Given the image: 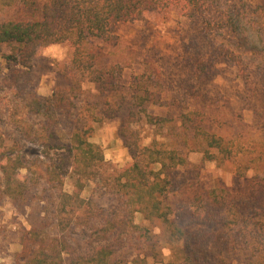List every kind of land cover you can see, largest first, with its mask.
I'll return each mask as SVG.
<instances>
[{
	"label": "trees",
	"instance_id": "trees-1",
	"mask_svg": "<svg viewBox=\"0 0 264 264\" xmlns=\"http://www.w3.org/2000/svg\"><path fill=\"white\" fill-rule=\"evenodd\" d=\"M255 3L264 13V0H0V53L3 46L10 49L3 54L5 60L29 69L39 49L68 45L70 87L54 91L48 101L52 114L70 119L83 84H96L81 109L95 123L125 115L119 135L131 157L124 168L107 162L80 120L67 126V120L49 116L40 130L21 124L25 136L43 149L34 160L24 158L20 141L0 138V203L8 198L22 204L32 199L31 191H42L39 220L23 231L18 264H148L149 256L157 258L153 236L136 224L135 217L141 214L146 221L160 220L168 227L175 223L168 192L172 175L187 165V157L173 144L140 142L133 126L140 123L142 113L148 114V103L159 102L157 95L140 79L134 80L131 94H123L119 79L124 67L105 64L108 55L92 40L117 48L118 25L175 8L188 16L206 17L208 25L227 27L245 47L255 48L256 40H261L256 29L259 14H252ZM178 121L194 142L201 140L198 150L207 160L243 158L244 150L234 139L205 129L206 113L189 111ZM252 163L264 166V154L245 167L238 165L237 175L245 179L244 197L264 187V167L247 178ZM67 177L74 183L72 193L65 190ZM230 197L226 189H207L199 182L187 188L183 201L195 209L194 224L200 228L194 241L186 238L182 261L169 264H212L210 248L223 243L240 249L248 264H264V212ZM76 237L85 241L82 252L72 243Z\"/></svg>",
	"mask_w": 264,
	"mask_h": 264
},
{
	"label": "rangeland",
	"instance_id": "rangeland-1",
	"mask_svg": "<svg viewBox=\"0 0 264 264\" xmlns=\"http://www.w3.org/2000/svg\"><path fill=\"white\" fill-rule=\"evenodd\" d=\"M252 8V14H259L256 29L261 31V40H256L255 48L245 47L231 29L208 25L206 17L188 16L175 8L151 12L142 21L118 25L117 48L92 40L108 55L105 64L124 67L119 79L123 94H131L134 80L140 79L157 95L159 102L148 103L145 107L148 114L142 113L140 123L133 126L140 142L149 145L156 140L173 144L187 157V165L179 167L172 175L168 192L171 219L175 223L168 227L160 220L146 221L141 214L135 217L136 224L147 228L157 245V258L149 256L148 264L180 262L186 238L194 241L200 228L194 224L196 211L183 201L187 188L193 183L199 182L207 189H226L231 199L246 200L253 208L264 212V187L244 197L245 179L237 175L239 164L245 167L258 154H264V13H260L257 3ZM9 53L8 47L1 48L0 138L20 141L24 158L34 160L42 156L43 149L25 136L21 124L40 130L49 116L55 121L67 120V126L80 120L91 130L89 141L103 149L107 162L117 168L131 163L124 139L119 135L125 115L95 123L89 112L81 109L88 96L94 94L96 84H83L82 92L73 100L77 107L70 119L52 114L48 101L54 91L70 87L68 45L39 49L29 69L6 61L3 54ZM189 111L206 113L205 129L227 140L234 139L244 150L243 158L224 162L207 160L204 152L198 150L201 140L194 142L192 134L184 132L178 121L180 114ZM65 131L63 128L61 135ZM210 153L215 154V151L210 150ZM250 166L247 178L264 167L254 163ZM73 184L67 177L65 190L72 193ZM41 195L42 191L35 189L31 191L32 199L22 204L8 198L0 203V264H18L16 255L21 251L23 231L39 220ZM72 243L78 252L86 248L81 238L76 237ZM210 251L212 264H248L241 250L232 243L214 245Z\"/></svg>",
	"mask_w": 264,
	"mask_h": 264
}]
</instances>
